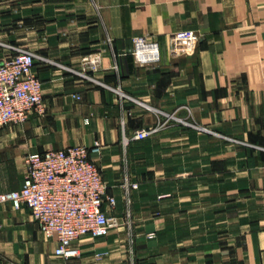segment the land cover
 Instances as JSON below:
<instances>
[{
    "label": "crops",
    "instance_id": "crops-1",
    "mask_svg": "<svg viewBox=\"0 0 264 264\" xmlns=\"http://www.w3.org/2000/svg\"><path fill=\"white\" fill-rule=\"evenodd\" d=\"M186 29L198 39L177 43ZM145 34L156 64L125 53ZM9 45L42 56L46 111L0 126V192L23 187L27 155L100 139L124 222L65 259L28 206L5 203L0 264H264V0H0V60Z\"/></svg>",
    "mask_w": 264,
    "mask_h": 264
},
{
    "label": "built area",
    "instance_id": "built-area-1",
    "mask_svg": "<svg viewBox=\"0 0 264 264\" xmlns=\"http://www.w3.org/2000/svg\"><path fill=\"white\" fill-rule=\"evenodd\" d=\"M173 38L177 43H191L198 36L195 30L186 29L174 33ZM9 46L13 53L0 60V126L22 125L33 113L46 111L43 81L35 71L37 59L42 56L27 47ZM125 53L133 55L139 65L156 64L161 60L160 42L151 34L140 35ZM84 61L86 70L95 71L101 66L100 56L90 55ZM82 75L91 77L87 72ZM76 97L81 98L79 94ZM164 125L139 128L133 138H147ZM129 140L125 138L126 143ZM102 147V141L97 139L93 146L77 144L31 153L25 158L23 187L0 192V206L11 202L17 209H31L43 233L56 237L55 253L65 259L82 256V238L107 237L124 222L114 213L116 197L108 193L107 180L92 157L93 153H101ZM124 185L129 198L131 190L139 187L130 180ZM131 237L134 243L136 235L132 228Z\"/></svg>",
    "mask_w": 264,
    "mask_h": 264
},
{
    "label": "rangeland",
    "instance_id": "rangeland-1",
    "mask_svg": "<svg viewBox=\"0 0 264 264\" xmlns=\"http://www.w3.org/2000/svg\"><path fill=\"white\" fill-rule=\"evenodd\" d=\"M204 127L207 128L206 130H210L209 127H207V126H203V128H204Z\"/></svg>",
    "mask_w": 264,
    "mask_h": 264
}]
</instances>
